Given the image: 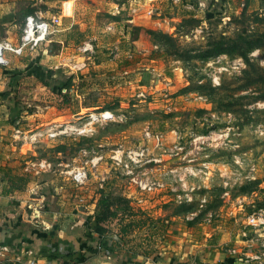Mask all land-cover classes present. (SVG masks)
I'll return each instance as SVG.
<instances>
[{"label":"rangeland","instance_id":"rangeland-1","mask_svg":"<svg viewBox=\"0 0 264 264\" xmlns=\"http://www.w3.org/2000/svg\"><path fill=\"white\" fill-rule=\"evenodd\" d=\"M8 1L11 18L0 21V39L8 34L15 44L29 8L47 18L61 6ZM159 1L168 29L133 24L128 0H72V17L61 19L58 34L64 44L43 42L0 65V139L38 142L26 155L45 158L43 168L57 177L84 167L85 183H67L82 214L95 203L94 214L137 209L140 223L178 220L199 241L205 233L232 236L239 262L249 255L245 264H264V225L246 219L264 211V0H212L198 16ZM93 36L97 53L87 70L50 68L62 45L61 59ZM138 47L148 50L126 57ZM107 111L114 119L100 117ZM54 124L66 136L50 147Z\"/></svg>","mask_w":264,"mask_h":264},{"label":"crops","instance_id":"crops-1","mask_svg":"<svg viewBox=\"0 0 264 264\" xmlns=\"http://www.w3.org/2000/svg\"><path fill=\"white\" fill-rule=\"evenodd\" d=\"M171 1L174 5H178V8L181 7L178 10L184 13L183 15L198 16V13L208 8L212 0H207L203 9L197 8V0H189V3L186 0ZM8 2V0H0V21L8 22L11 18L9 16L11 4ZM57 2L59 0H56ZM60 2V11H53L45 18L52 30L45 41V46L47 43H63L58 38V34L62 31L61 19L72 17L74 7L72 0H60ZM158 2L160 1L128 0L127 15L133 19L131 22L138 26L166 27L169 20L164 15L160 16L162 10L159 9ZM188 4H193L195 8L188 9ZM33 8H29L25 15H21L40 12L45 17L44 10L39 7H37L39 9ZM108 26L114 28L112 24ZM127 35L129 36L128 30L125 28L122 37L127 38ZM91 39L96 37L83 40L61 59L63 54L61 50L64 47L62 45L58 51L60 55H55L56 58L53 60L57 61V64L51 65L50 68L60 66L61 72L65 73L87 70L88 60L93 53H97L95 48L97 44L94 46L89 41ZM117 40L114 41L112 51L115 49L118 52ZM0 41L15 44L13 37L8 34ZM132 49L127 50L126 57H131L130 53L133 55L136 52L143 55L148 50L146 47ZM117 52L113 54V59L118 57ZM11 54L5 52L8 64L14 59ZM147 61L154 63L155 59L150 56ZM58 126L60 125L54 124L49 128V131L55 135L49 137L47 134V146H54L57 141L63 143L66 131L59 129L56 132L55 128ZM1 131L3 130L0 129ZM14 136L18 135L14 134ZM57 136L59 139H56ZM2 139H0V244L8 246L9 250L0 256V264H84L93 258L101 261H94L92 264H245L248 261L244 259V262H239L238 257L232 254V250L236 251V247L228 245L232 241V236L217 240L215 234L205 233V237L199 241L194 238L190 230L185 229L184 226L182 229L183 223L178 220L172 222L162 219L157 222L150 219V222L140 223L138 220L141 218L137 209L130 212V215L118 214L119 217L115 216L105 225L98 226L93 222V215L98 211V207L95 209V203H91L83 214L77 209L78 205H74L71 199L73 196L71 184L67 186V183H72L70 170L60 171L58 173L60 182L56 183L58 179L56 173L37 164L46 163L45 158L37 157L36 161H32L30 156H34L29 153L26 155L38 142L32 143V140L28 142L24 138L20 142L17 140L14 142L11 138L4 142L5 138ZM50 142L55 143L49 144ZM15 152L18 154L14 155ZM32 152L36 153L34 150ZM66 162V160L64 163L60 161V164L66 166ZM29 167L34 171L33 173L28 172ZM19 177H27L28 180L22 183L20 188L11 186L10 179L16 182ZM16 183L19 184L18 181ZM27 205L36 211V217L26 218L23 210ZM81 207L83 206H79ZM168 223H176L178 226H171ZM240 242L248 247L251 246L248 239L241 238ZM225 243L226 246H223ZM57 249H63L62 254H58L60 251H55Z\"/></svg>","mask_w":264,"mask_h":264},{"label":"built area","instance_id":"built-area-1","mask_svg":"<svg viewBox=\"0 0 264 264\" xmlns=\"http://www.w3.org/2000/svg\"><path fill=\"white\" fill-rule=\"evenodd\" d=\"M196 5L198 9H203L206 5V2L203 0H197ZM187 8L193 10L195 6L193 4H188ZM132 11H134V9ZM51 32L52 30L50 28L49 22L41 15L40 12H36L25 16L23 28L21 30V35L19 37V42L17 44H12L11 42L0 41V65L6 66L8 64V61L5 58V52H11L14 55H21L25 50H34L38 46H40L43 42L46 41L47 37ZM108 113L110 116L107 117H104L102 115V112H100L98 115H102L100 117L104 119H114L113 115L110 112ZM54 135L55 134L53 132L48 134L49 137H53ZM39 166L40 167L45 166V163H42V165L39 164ZM69 175H71V180L73 181L74 184H83L88 179V172L84 167L71 169ZM246 219H247V224L249 225H255V226L264 225V211L260 209L257 213L248 215ZM249 242L251 244L252 239H250ZM8 250H9L8 246L0 244V256L3 253L7 252ZM55 251L57 252L60 251L58 252V254H62L63 249L60 250L57 249ZM55 251H53V253H55ZM232 253H236V251L232 250ZM247 258H253V257L246 255V260Z\"/></svg>","mask_w":264,"mask_h":264},{"label":"trees","instance_id":"trees-1","mask_svg":"<svg viewBox=\"0 0 264 264\" xmlns=\"http://www.w3.org/2000/svg\"><path fill=\"white\" fill-rule=\"evenodd\" d=\"M25 17V16H24ZM19 184H17L15 181L11 180V186L14 185L16 187H21L22 183H26L27 179L23 178V177H19ZM24 214L26 216L27 219H30V214L29 212H27V210L24 211ZM116 216V212L115 211H111V210H106V211H101V212H97L96 214L93 215V222L96 225H105V223L108 220H111L112 218H114Z\"/></svg>","mask_w":264,"mask_h":264},{"label":"water","instance_id":"water-1","mask_svg":"<svg viewBox=\"0 0 264 264\" xmlns=\"http://www.w3.org/2000/svg\"><path fill=\"white\" fill-rule=\"evenodd\" d=\"M203 1H207V0H203ZM94 261H101V260H97L96 258L90 259L87 262H85L84 264H92Z\"/></svg>","mask_w":264,"mask_h":264},{"label":"bare ground","instance_id":"bare-ground-1","mask_svg":"<svg viewBox=\"0 0 264 264\" xmlns=\"http://www.w3.org/2000/svg\"><path fill=\"white\" fill-rule=\"evenodd\" d=\"M90 117H92V116H90ZM92 119H93V117H92Z\"/></svg>","mask_w":264,"mask_h":264}]
</instances>
